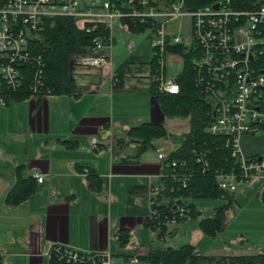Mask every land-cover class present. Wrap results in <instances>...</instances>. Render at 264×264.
<instances>
[{
  "label": "crops",
  "instance_id": "0c3cea01",
  "mask_svg": "<svg viewBox=\"0 0 264 264\" xmlns=\"http://www.w3.org/2000/svg\"><path fill=\"white\" fill-rule=\"evenodd\" d=\"M139 32L114 29L111 46L99 50L109 56L106 64L74 61V93L26 97L33 107L18 112L14 120L21 144L9 146L0 140V256L5 264H49L52 245L78 252L109 251L115 259L121 254L122 261L137 254L144 264L151 245H133L132 234L156 231L149 223L152 198L168 201L150 192V185L158 188L163 182L156 149L178 148L190 123L183 118L177 130L165 124L151 91L153 55L143 50L146 40L136 36ZM15 100L25 103V98L11 97L6 106ZM143 122L163 124L169 137L155 138L141 149L127 132ZM256 131L246 134L243 150L264 156V137ZM18 165L22 177L35 172L46 176L36 181L26 199L12 205L6 196L17 179ZM252 185L244 183L239 190ZM121 232L128 237L125 246L120 244ZM239 254L247 253L227 255Z\"/></svg>",
  "mask_w": 264,
  "mask_h": 264
},
{
  "label": "built area",
  "instance_id": "2783aa9c",
  "mask_svg": "<svg viewBox=\"0 0 264 264\" xmlns=\"http://www.w3.org/2000/svg\"><path fill=\"white\" fill-rule=\"evenodd\" d=\"M57 17H71L77 31L92 34L87 47L73 54L75 61L91 65L110 61L99 50L111 46L114 29L130 31L125 18L145 24L151 31L152 55L158 57L152 80L157 82L159 90L169 93H178L181 86L175 76L166 77L167 46L183 44L186 52L193 53L195 86L214 107V119L207 131L223 137V146L235 158L229 168L214 172L218 196L235 195L248 180H264V156L247 155L242 146L244 134L264 124V63L259 61L264 51V3L254 9H237L230 0L209 4L197 0H124L120 6L111 0H0V105H6L10 95L16 92L25 91L29 96L50 94L44 88L45 61L33 52L30 43L39 38L46 23ZM128 46L132 49L134 42L129 41ZM167 137H163L165 141ZM93 146L98 148L96 138ZM174 150L166 151L164 146L156 149L160 162L158 175L163 182L158 188L150 185L154 195L176 192L189 184L192 171L187 162L169 159ZM194 156L202 170L209 166L206 150L194 149ZM33 176L42 182L46 174L35 172ZM259 195L264 199V183ZM181 198L174 196L170 202L166 201L167 209L154 207L156 200L152 198L150 219H156L158 225L191 220L192 196ZM167 232L161 239L174 231ZM47 253L75 262L98 260L101 264H115L109 251L78 252L52 245ZM128 262L140 264L141 258L134 254L128 256ZM0 264H5L1 256ZM249 264H264V258Z\"/></svg>",
  "mask_w": 264,
  "mask_h": 264
},
{
  "label": "trees",
  "instance_id": "16d2710c",
  "mask_svg": "<svg viewBox=\"0 0 264 264\" xmlns=\"http://www.w3.org/2000/svg\"><path fill=\"white\" fill-rule=\"evenodd\" d=\"M119 5L124 0H111ZM219 0H197L200 4L214 3ZM233 7L237 9H254L264 3V0H230ZM129 22L130 29L133 31H143L146 26L143 23L133 21L132 18H125ZM104 34L107 31L102 29ZM92 34L84 31H77L74 19L71 17H57L51 23V20L45 24L40 31L39 38L31 40L30 46L33 52L40 54L45 61L44 88L50 90V94H72L76 91V84L71 75L73 64L72 56L83 48H86L91 41ZM167 51L181 54L184 59L182 71L177 74L176 80L180 83L181 89L178 93H169L158 89L157 82H152L151 91L160 105L165 116L189 117V131L182 137L179 147L169 154V159L185 160L192 171L189 184L176 192L165 191L159 193V199L163 196L168 197L170 202L174 196L181 199L190 195L194 198H217L219 190L215 184L214 172L219 168H229L235 158L230 150L223 146V137L216 136L207 131L208 125L213 121V105L209 98L195 86L194 70L191 64L192 52H186L183 44L167 46ZM166 51V52H167ZM259 61L264 63V51L260 55ZM158 57L152 56V73L157 71ZM264 98V88L262 90ZM29 96L28 92L12 93L9 97L15 99H24ZM8 99V101H9ZM259 128H264L261 124ZM130 140L140 143L141 149H146L152 145V140L168 135L167 129L163 124L153 122H143L132 126L128 130ZM194 149H203L208 152L209 166L202 170L196 162ZM21 165L17 166V179L9 189L6 202L8 204H18L26 199L36 188V178L33 176L22 177L19 174ZM167 201V202H168ZM191 208L192 219H197L201 212L197 209L194 202L189 204ZM154 207L158 209H167L165 202L156 201ZM224 210H217L211 216L201 217L198 221L199 227L204 233L216 235L221 229L224 220ZM149 223L161 237L167 232V224L162 222L157 224V220L151 218ZM173 234V233H172ZM120 244L125 246L128 237L126 233H120ZM263 253L223 255L214 258L208 255L198 254L191 243H185L180 246L168 245L165 247H151L149 253L144 257V264H249L254 260L263 259ZM49 264H101L100 261H69L66 258L51 254Z\"/></svg>",
  "mask_w": 264,
  "mask_h": 264
},
{
  "label": "rangeland",
  "instance_id": "374dc122",
  "mask_svg": "<svg viewBox=\"0 0 264 264\" xmlns=\"http://www.w3.org/2000/svg\"><path fill=\"white\" fill-rule=\"evenodd\" d=\"M175 23V22H174ZM151 31L145 28L142 32L136 34L137 37L146 40L143 50L151 53L152 46L150 40ZM73 62L74 57L72 56ZM166 66V77H173L182 71L184 59L181 54L167 51L164 57ZM19 104V105H18ZM14 105V106H13ZM17 105V106H16ZM33 107V101L25 98V103L13 101L10 106H0V140L8 142L9 146L21 144L20 138L17 139V128L14 122L18 112L26 113ZM164 114V113H163ZM165 116V115H164ZM166 117L167 127L171 130L182 128L180 122L183 116ZM182 118V119H181ZM177 132L171 131V135ZM245 133L242 139V145L245 141ZM170 135V134H168ZM257 136L264 137V128L256 131ZM22 139V138H21ZM15 142V143H14ZM252 182L251 187L247 186L239 190L235 195H228L225 198H194V203L202 211L201 216L187 222L177 224H168V232H173L166 239H161L150 229L142 233L132 234L135 240L133 245L142 244L151 247H165L168 245L180 246L185 243H191L198 254L208 255L214 258L227 255L232 252L256 254L264 251V199L258 194V189L263 183L261 178L251 179L245 183ZM241 189V187L239 188ZM189 199V198H186ZM224 207V223L218 235H209L199 227L198 221L201 217L211 216L217 208ZM115 259V264H130L122 261L121 254ZM212 264H215L213 261Z\"/></svg>",
  "mask_w": 264,
  "mask_h": 264
},
{
  "label": "water",
  "instance_id": "95a60500",
  "mask_svg": "<svg viewBox=\"0 0 264 264\" xmlns=\"http://www.w3.org/2000/svg\"><path fill=\"white\" fill-rule=\"evenodd\" d=\"M218 4H215V6H217ZM213 115H215V112H213Z\"/></svg>",
  "mask_w": 264,
  "mask_h": 264
}]
</instances>
